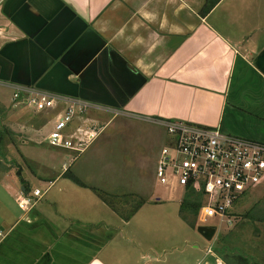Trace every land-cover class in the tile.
Returning <instances> with one entry per match:
<instances>
[{"label": "crops", "instance_id": "0c3cea01", "mask_svg": "<svg viewBox=\"0 0 264 264\" xmlns=\"http://www.w3.org/2000/svg\"><path fill=\"white\" fill-rule=\"evenodd\" d=\"M0 81L106 109L77 115L68 126L70 138L99 132L83 151L54 148L48 137L67 108L49 110L53 128L40 140L34 121L20 127L31 121L26 109L6 108L11 101L0 89V138L13 161L0 157V264H120L119 224L130 221L106 198L143 195L108 181L120 177L113 162L135 166L145 156L158 180L161 152L173 140L163 128L108 111L264 144V0H0ZM45 143L48 160L63 167L36 174L45 187L32 188L22 164L36 154L25 151ZM71 173L83 185L66 177ZM25 197L35 202L27 209L19 202ZM235 206L236 223L264 225V179ZM262 227L216 236V256L225 264H264Z\"/></svg>", "mask_w": 264, "mask_h": 264}, {"label": "built area", "instance_id": "2783aa9c", "mask_svg": "<svg viewBox=\"0 0 264 264\" xmlns=\"http://www.w3.org/2000/svg\"><path fill=\"white\" fill-rule=\"evenodd\" d=\"M0 89L8 92L14 108L22 105L34 108L37 112L67 108L58 117L49 134L48 141L51 147L81 152L86 144L92 143L99 136L96 130H79L78 136L72 138L67 137L65 133L77 115L85 114L90 110L105 111L106 109L81 100L2 81H0ZM108 112L116 117H130L156 125L168 133L173 141L161 152L157 179L165 185L170 178H173L186 193L193 191L202 195V207L198 218L200 226H213L209 224L210 219H216L221 225L233 224L231 213L236 202L260 185L264 179L263 143L231 136L220 129L178 120L141 117L120 111ZM76 139L78 143L75 142ZM41 196L40 190L34 192L35 198ZM19 202L25 209L35 203L33 199L26 197L21 198ZM215 241V239L212 241L213 244ZM214 249V246H211L206 250V258L214 256L213 264H225L216 256Z\"/></svg>", "mask_w": 264, "mask_h": 264}, {"label": "rangeland", "instance_id": "374dc122", "mask_svg": "<svg viewBox=\"0 0 264 264\" xmlns=\"http://www.w3.org/2000/svg\"><path fill=\"white\" fill-rule=\"evenodd\" d=\"M7 94L5 95L8 96ZM9 103L8 101L6 108H14ZM18 108L26 109L31 119V121L28 120V124H23L20 127H29L31 123L35 122L38 138L40 140H46L54 124L53 118L48 115L49 110L42 113L37 112L34 108L22 105ZM48 144L31 145L26 149L25 154L27 153L29 155V152H34L36 154V161H27L30 164L23 165L19 156L20 163L25 169L24 175L26 174L29 176V182L32 184V188L38 186L44 189L45 187V185L39 182L36 174H46L48 168L60 170L63 167V162L60 163V160L58 163H53L48 160V153L45 151L46 149L51 150ZM168 144L169 143H166L165 146H169ZM7 147L3 139L0 138V157L5 158V164L7 163L6 161L13 163V161L9 160L6 156ZM43 148L45 150H43ZM20 152H22V150H20ZM17 153H19V151ZM17 153H15V155L18 157ZM89 153H87L83 159H85ZM73 155L75 157L78 156L77 154ZM144 157L145 156H143L141 160H135L134 164L136 167L133 166L131 160L114 161V164H120V177L117 178L113 176L112 178L110 177L109 180L106 178L109 182L118 181L121 188L127 185L129 191H141V195H143H129L130 197L120 196L116 201L113 198H106L113 209L120 212L122 219L132 216L129 219L130 222L128 225L124 223L119 224L120 227H122L121 232L124 233L123 235L125 236L120 239L119 245L116 247L120 254V264H197L202 260L204 264H208L207 261L211 259L212 256L205 260L206 250L211 246L215 248L216 243L213 244V242L206 241L201 234H199L197 230L200 226L199 221H197V227L194 228L182 218L181 204L187 194L185 189L179 186L173 178H170L167 184H161L156 180L155 176L152 175L154 171L153 163L145 160ZM83 159L81 160L83 161ZM70 160H68L65 167L70 165ZM82 161H79L77 166ZM1 166L0 164V167ZM125 168H129L130 170L127 171ZM124 173H128L130 176H125L123 175ZM70 175L72 176V173ZM146 200L148 202L140 206L141 203ZM238 204L237 208L239 210V206H245V204H241L240 202ZM138 206H140V208L135 212ZM239 210H237L238 213ZM231 219L233 222L231 225L227 223L221 225L216 219H210L209 224L218 226L219 232L217 236L248 232L259 233L263 229L262 226H264L263 224H258L254 218H244V223H236L235 217H231ZM119 221L121 223V219ZM218 240H220V237ZM129 251H134L135 256L133 257L130 255L128 253Z\"/></svg>", "mask_w": 264, "mask_h": 264}, {"label": "trees", "instance_id": "16d2710c", "mask_svg": "<svg viewBox=\"0 0 264 264\" xmlns=\"http://www.w3.org/2000/svg\"><path fill=\"white\" fill-rule=\"evenodd\" d=\"M210 9H211V7H209V8L207 7V11H209ZM66 177L71 179L73 182H75L78 185H83L75 176H71L68 174V175H66ZM144 203L145 202L141 203L140 206H142V204H144ZM140 206H138L136 208L135 212L138 211ZM201 207H202V195L195 193L193 191H189L186 194V198L184 199V201L181 204V216L186 222H188L194 228L197 227L196 225H197V221L199 218ZM130 217H132V216H129V217L125 218L124 220L128 222Z\"/></svg>", "mask_w": 264, "mask_h": 264}, {"label": "water", "instance_id": "95a60500", "mask_svg": "<svg viewBox=\"0 0 264 264\" xmlns=\"http://www.w3.org/2000/svg\"><path fill=\"white\" fill-rule=\"evenodd\" d=\"M197 230L199 234H201V236L208 242H212L219 232L216 226H199Z\"/></svg>", "mask_w": 264, "mask_h": 264}]
</instances>
